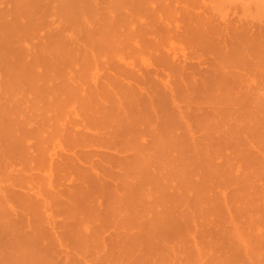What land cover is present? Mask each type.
I'll list each match as a JSON object with an SVG mask.
<instances>
[{
	"label": "rangeland",
	"instance_id": "obj_1",
	"mask_svg": "<svg viewBox=\"0 0 264 264\" xmlns=\"http://www.w3.org/2000/svg\"><path fill=\"white\" fill-rule=\"evenodd\" d=\"M134 1L0 0V264H262L264 8L230 15V21L256 27L234 33L238 44L216 53L214 62L184 37L155 46L136 28ZM112 14L124 19L126 33L102 46L94 32ZM201 55L209 67L198 66ZM174 59L190 69L176 73ZM169 63L173 69L147 76V85L161 86V77L177 83L175 103L164 92L156 98L165 112L160 134L186 142L149 157L148 175L125 195L123 188L121 201L113 187L100 200L97 192L75 200L74 220H92L102 202V235L96 238L91 225L83 239L68 238L63 204L84 185L71 164L60 165L61 156L77 153L81 165L94 166L114 185L109 176L119 172L118 164L86 155L102 150L103 112L111 104L102 93L138 85L115 73L117 67L146 74ZM224 69L238 74L228 77ZM215 73L226 82L205 88ZM69 87L80 96L63 94ZM77 132L94 139L84 144ZM145 135L151 141V133ZM30 195L37 210L26 200ZM53 234L63 248L51 242ZM35 236L31 245L28 238Z\"/></svg>",
	"mask_w": 264,
	"mask_h": 264
},
{
	"label": "bare ground",
	"instance_id": "obj_2",
	"mask_svg": "<svg viewBox=\"0 0 264 264\" xmlns=\"http://www.w3.org/2000/svg\"><path fill=\"white\" fill-rule=\"evenodd\" d=\"M134 8L136 28L140 31V34L149 35L155 46H159L166 40L165 38H170L169 36L173 38L184 37L197 51L211 54L213 56L212 60L216 62V53L228 52V47L231 44H238L234 33L238 36L246 31L251 33L256 27L254 25L239 24L238 21L234 20L230 21V15L239 17L238 14L242 12H250L251 10L259 12V10L264 8V0H135ZM123 23L124 19H120L119 16L113 14L102 19V27L98 29V33L94 32L102 39V46L105 45L104 43L107 45L109 43L107 41L115 36L120 38L125 35L126 30L124 28L126 27L122 26ZM118 24H120L121 30L116 29ZM92 33H90V36H92ZM93 42H99V40L95 39ZM241 43L240 45L247 44L243 41ZM116 44L120 45L121 43H118L117 40ZM206 57L201 55L198 58H201L197 62L198 66L208 64L210 59ZM172 64L180 70H175V72L180 74L185 73L191 66L185 61L177 63L176 59L173 60ZM172 64H164L161 70L156 69L154 73L148 71L146 74L127 67H117L114 69L115 73H123L133 77L136 82H139L138 85L134 87L129 83L125 88L121 87L119 92L113 89L102 93V98L111 103L103 112V118L108 123L105 124L106 128L104 130L106 132L102 133V150L100 146L92 145L96 149H89L86 155L103 157V159L111 163L118 164L119 172L109 176L113 179L114 185H112L106 174L101 176L96 172L94 166L86 167L84 164L81 165L77 153H68L65 156H61L60 165L71 164L80 175V180H82L84 185L83 189H79L80 192L77 198H74L73 195L67 197L63 204L67 215V218H64L63 225L68 229V238L72 239V235H74V237L83 239L85 234L91 231V225H93L96 238L102 235V202L99 201L97 213L91 214L92 220L88 221L89 219L86 217L74 220L76 216H71L75 215L72 211L75 200L93 199L96 192L100 194L97 197V200H100L102 199V191L105 192L112 187L117 190L116 197L122 193L123 188L125 195L126 190L130 186L148 175L145 162L149 157L156 156L157 152L166 150L167 144L172 143L175 146L174 143L183 144V142H186L184 137L180 135L177 136L167 131L162 132L163 135L160 134L162 127H165V112L163 107H159L156 98L163 96L162 92H164L166 98L172 99L175 103V95L179 91L177 83L170 81L167 77H161L163 78L161 86L151 87L147 85L148 81L146 80L147 76L151 74L159 77V73L173 69ZM209 66L210 64H208ZM223 73L228 77H235L238 74L232 69H224ZM225 82L215 73V77L211 79L210 83L203 82V86L209 89L222 86ZM64 92L63 94L74 98L79 97L81 93L78 90L70 89V87ZM111 96L115 97L116 101L112 102ZM158 111L162 119H159ZM146 132L151 133V141L147 139ZM73 135L78 139L87 140L84 144H90L88 141L94 139L89 133L77 132L73 133ZM18 138L20 139L21 135ZM14 145H16L15 142ZM90 168L94 170L95 174L90 172ZM120 185H122L121 189H119ZM60 195L59 192H55L52 194V198L58 201ZM123 198V196H118L116 200L121 201ZM26 200H29L36 207L34 210H37V206H39L37 199H33V196L30 195ZM109 204L110 202H108ZM108 211L111 214L110 210ZM44 213L47 216L46 220L49 221V227H51L52 231L55 230V221L47 211ZM116 215L112 217V220ZM71 219H73L72 223L69 221ZM93 222L98 223L99 227L97 228ZM28 240H30L31 245L37 242L36 236L30 237ZM51 242H57L61 245L59 237L55 234H53ZM60 247L63 248L62 245ZM262 264H264V249Z\"/></svg>",
	"mask_w": 264,
	"mask_h": 264
}]
</instances>
